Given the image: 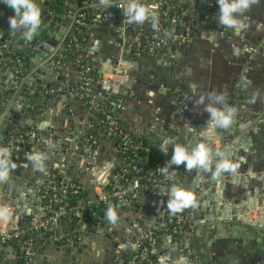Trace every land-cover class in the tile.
<instances>
[{
	"label": "crops",
	"instance_id": "crops-1",
	"mask_svg": "<svg viewBox=\"0 0 264 264\" xmlns=\"http://www.w3.org/2000/svg\"><path fill=\"white\" fill-rule=\"evenodd\" d=\"M35 2L43 18L47 10L46 0ZM140 2L155 5L157 15L161 4L167 3V0ZM173 3L179 22L169 31L168 39L172 42L178 41L175 40L176 37L181 40L174 43L177 50L174 59H169L164 53L142 49L151 21L142 25L129 24L125 16L118 15V9L112 8L107 18L101 19L87 30L88 39L74 50L73 61L41 76L45 83L54 86L50 92L54 91L55 95L43 98L47 107L39 109L27 105L28 108L34 109L32 114L27 113L33 123L18 122L15 125L9 120H3L9 132L5 141L20 133L28 134L29 127L39 131L51 129L54 133L44 136L48 142L44 149L33 147L32 153H39L44 157L43 171L36 169L31 161L21 157V153H15L16 168L11 170L7 181L0 182V215L4 207L10 205L6 200L7 195L2 192L3 183L13 187H20L25 182L37 185L45 180L51 171L56 170L72 181H80L83 189L90 192L92 167H103L113 156L114 149L110 137L102 125L91 124L92 116L83 100L86 91L84 73L87 68H91L92 75L89 76L91 80L88 89L107 98L109 103L115 100L114 96H120L124 103V109L121 111L124 128L136 136L152 140L158 147L164 138H171L174 143L185 144L191 149L194 146L189 139L190 129L196 127L202 138L213 140V144L221 148L220 136L216 132L219 128L208 126L209 113L204 111V105L196 104V101L203 96L205 103H209V94L222 95L224 104L235 109L234 117H238L241 123L250 119L247 124L250 128L248 134L252 135V144L246 153L239 150L240 158L236 162L239 167L235 172H221L220 175L230 180L232 174H242L246 165L251 171L264 170V121H261L264 115V0H253L250 8L241 17L246 27L239 33L231 28L215 29L209 21L210 14H200L198 5L190 0H174ZM94 10L100 13L105 11V8ZM14 14V11L0 0V68L15 63L16 54L25 53L27 59L31 55L28 51L30 45L22 38L21 30L9 28V17ZM61 18L49 31L48 38L36 43V49L51 55L52 51L58 48L65 31L73 21V17L67 13ZM18 34L20 36H17ZM58 53L60 57L64 54L62 50ZM96 53L98 56L95 61ZM24 66H31V63L24 62L22 67ZM94 67H98L102 75H97ZM61 75L64 76L63 79ZM63 84L68 90L61 88ZM240 84H243V91L247 94L244 101L238 99L235 92ZM248 94L253 98H249ZM10 95V89L0 88V113L6 112ZM57 95L65 97V100L58 99ZM8 115L17 121L24 116L12 109H9ZM89 131H96L99 141L94 149L87 151L85 146L88 147L89 144L84 145L80 138L81 134ZM59 137L65 143L64 146L58 145ZM172 148L173 145L170 144L171 153ZM149 174L150 172L142 168L134 179L146 214L145 224L141 228L164 230L165 221L170 222L171 219L181 217L177 234L172 230L162 235L163 243L158 248L155 264H189L194 260L195 251L193 243H190L193 232L190 219L193 216H189L183 209L170 213L167 206H164L167 205V193L173 185L194 193L197 189H190L191 182L181 174L170 186L152 190L151 185L156 182V178H152L151 183L147 180ZM205 183L207 186L211 185ZM222 183L230 186L226 181ZM230 195V190L223 194L231 199ZM29 208V211L34 209L33 206ZM253 211L249 213L253 214ZM244 212V215H247V211ZM155 213L164 214V217L159 221ZM31 216L32 213L29 212L20 214L19 218L24 220ZM241 217L239 216V220ZM194 218H204L203 212L201 216ZM134 219L132 212L119 210L113 227L95 225L88 228L81 233L78 247L77 244L72 245L73 242H59L51 235L42 240L40 238V264H132L128 258L135 248L127 236V230L132 227ZM70 221L71 217H64L59 225L54 227L59 236L71 235ZM215 234L216 231L210 226L205 228L203 237L197 238L205 264H264V232L245 225L226 224L222 236L216 237ZM0 259L1 264L15 262L12 253L1 243Z\"/></svg>",
	"mask_w": 264,
	"mask_h": 264
},
{
	"label": "built area",
	"instance_id": "built-area-1",
	"mask_svg": "<svg viewBox=\"0 0 264 264\" xmlns=\"http://www.w3.org/2000/svg\"><path fill=\"white\" fill-rule=\"evenodd\" d=\"M111 2V1H108ZM124 3L111 4L109 7H105V11L96 13V16L91 18L90 21H83L86 17L84 13L78 15L77 11L71 15L74 17L76 14L79 16L80 20L79 25L81 27H87V30L93 25L97 24L101 19L107 18L109 10L112 8L120 9ZM99 0H74L71 4L72 8H82V7H95L97 9L101 8ZM213 5V3L211 4ZM166 10L170 9V5H166ZM162 12L158 11L156 19L154 22L149 23L148 33L143 42L142 49L148 50L153 53H164L169 59H174L176 57V46L174 43L181 42L180 39L176 37V42H172L168 39L169 30H167L157 18ZM210 14V13H209ZM172 27H176L179 20L176 17L170 19ZM154 24V26H153ZM73 43L67 44V48L70 51L77 49L81 45V42L73 36ZM27 44V43H26ZM64 56V55H63ZM63 56H59V53L56 55L54 60V69L56 67L67 65L60 61ZM15 64L19 67H22L23 61L21 58L15 57ZM91 72V68L85 70L86 74ZM91 78L87 75L84 78L86 88L85 90L89 93L87 109L90 115L92 116V125L94 123L104 125L105 133L110 137L111 141H121L120 145H124L133 149V151L153 153L151 147L144 145L142 141L132 139L129 136V133L123 131L121 127V111L124 109L123 99L120 96H114L115 100L109 103L107 98L96 94L89 88ZM84 97V96H83ZM110 100V99H109ZM108 112H114L109 114ZM125 129V128H124ZM126 130V129H125ZM80 140L84 141L85 149H94L98 145L99 138L96 134V131H89L81 134ZM26 143L33 144V147L46 146L48 144L47 140L44 137H39V131L31 130L26 135H17L7 138L4 145L0 148H7L11 154V158L15 153H21V157L27 158L29 153L24 146ZM114 153H117L118 150L114 148ZM129 157H125L124 161H116L114 156L108 160V162L103 165V167L93 166L92 173V185L91 191L87 197L77 198V201L74 202V197L78 196L81 193L83 188L80 181H72L67 176L62 175L59 177L55 173H49L46 179L38 185L40 186V195L39 199L42 203L38 215H32L29 218L20 220L19 215L14 213V207L8 206L4 207L2 215H0V243L5 244L8 242H16L18 246V252L24 258L23 264H37L39 262L38 257L35 251V245L32 239L25 238V235L30 231H43L48 228L57 227L64 217H75L79 223H85L88 220V212L91 211L94 204H106L108 207H112L118 213L119 210H128L135 215V219L132 222V227L127 230V236L130 241L134 244L135 250L141 249V254L139 257L140 261H143L142 264H153L151 255L158 253V248L152 247L148 248L147 246H142L146 239H150L153 235L150 229L146 230L141 228L139 224V219H144L145 210L141 206H133L134 198H139L140 191H138L137 186L134 184V180L127 179L126 175L129 172H134L138 169L136 165H132L130 162H125ZM133 160V159H132ZM163 165L155 162V169L150 172L147 180L152 183V178H156V183L152 185V190H158L170 186L172 183H175L182 174L185 175L187 172L184 168L178 170L169 169L168 175H162L159 171V168ZM165 166V165H164ZM158 175H161L160 177ZM45 214V215H43ZM177 222L181 225V217H176ZM97 227L103 225L113 227L114 223L109 222L105 217H99L97 219ZM172 221V220H171ZM180 226L175 227L173 230L175 233H178ZM56 240L60 239L55 237ZM77 240H81V235L77 236ZM150 245H154V241H150ZM13 258L16 261L18 255L17 253H12ZM1 262V261H0ZM132 264L138 263L136 259L131 260Z\"/></svg>",
	"mask_w": 264,
	"mask_h": 264
},
{
	"label": "water",
	"instance_id": "water-1",
	"mask_svg": "<svg viewBox=\"0 0 264 264\" xmlns=\"http://www.w3.org/2000/svg\"><path fill=\"white\" fill-rule=\"evenodd\" d=\"M127 0H114L108 2L110 4L124 3ZM197 4V10L200 14L208 16V0H190ZM102 7L105 4H101ZM91 7V6H88ZM206 7V9H205ZM80 9H78L79 11ZM118 15L124 16V10L118 9ZM76 21V14L73 17L72 24L65 31L62 41L57 49L52 51L51 55L43 53L40 49H36V42L30 45L28 51L31 55L27 59V63L30 62L31 66L19 67L17 64L12 63L0 68V88H7L11 90V95L7 102L6 112L0 113V147L4 145L6 137L9 132L6 129L4 123L5 120L11 121L17 125L18 122L32 124V119L27 113L32 114L34 109H30L27 105L34 106L35 108L41 109L48 105L44 103L43 98L49 95L54 96V86L50 83H45L41 76H44L47 72L54 69L53 61L56 59L57 53L62 49V46L67 39L74 22ZM17 36H20L19 34ZM11 46V44H8ZM34 54H33V53ZM33 54V55H32ZM39 55V56H38ZM98 54H95V61ZM101 65L100 62H97ZM94 71L97 75H102L98 67H94ZM243 84L237 86V98L240 100H246V95L243 91ZM63 90H68V87L63 84L61 87ZM249 95V94H248ZM58 99L65 100V97L57 95ZM249 98L253 96L249 95ZM9 109L16 110L22 113L24 116L18 121L8 115ZM246 123H241L238 117H233V123L227 129H216L217 134L220 136L221 148H217L213 144V140H205L201 137L200 131L196 127L190 129L189 139L193 143V146L204 143L212 155L213 163L211 165V171L205 172L203 169H193L191 172L186 173L185 177L188 179L190 189H197L195 192V201L191 205L193 208H183L189 216H193L190 219L193 225L192 240L195 247L194 260L189 264H205L203 253L201 252L197 238L203 237L205 228L212 226L216 231L215 236L220 237L223 234V228L226 224L245 225L253 230L264 232V220L257 222L256 224H250L239 220V216L247 214L254 210V208L260 207L261 214L264 219V170L251 171L249 166H245V170L241 173H234L230 176V180L222 175L213 177L212 173L215 172L216 162L221 158L231 159L237 162L239 150L242 153H246L252 144V135L248 134L250 128ZM261 121H264V115L261 117ZM28 130H32L31 127ZM36 131H39L38 129ZM54 131L51 129L40 130L39 137H44L48 134H53ZM186 137H184L185 139ZM59 137L58 145L64 146L65 143L61 141ZM247 173V174H246ZM242 175H245L242 177ZM44 181V180H43ZM226 181V183H222ZM42 182V181H41ZM205 182L210 183L207 186ZM205 190V191H204ZM226 190L231 191L230 198L223 196ZM2 192L5 193L14 205V212L18 215L25 213H32V215H38V211L41 208V201L39 199L40 186L29 185L25 182L20 187H13L7 183L2 184ZM33 206L32 211L29 207ZM167 205L164 206L166 208ZM203 212L204 218L195 219L194 217L201 216ZM157 220H161L164 214L155 213ZM26 217V216H25ZM24 217V218H25ZM211 240V239H210ZM210 242V241H208Z\"/></svg>",
	"mask_w": 264,
	"mask_h": 264
},
{
	"label": "clouds",
	"instance_id": "clouds-1",
	"mask_svg": "<svg viewBox=\"0 0 264 264\" xmlns=\"http://www.w3.org/2000/svg\"><path fill=\"white\" fill-rule=\"evenodd\" d=\"M3 2L14 11V15L9 17L8 23L11 30H21L22 38L31 41L38 33L41 25V11L35 0H3ZM105 7L111 6L108 0H101ZM253 0H217L219 25L231 28L239 33L246 27L241 17L250 8ZM155 5H146L140 0H127L122 6L124 16L129 24H144L146 21L154 22L156 19ZM154 26V24H153ZM209 103H205V97L201 96L196 104L204 105V111L209 113L207 124L211 128L227 129L233 123L235 109L224 104V98L219 94H209ZM224 105V107H217ZM172 144V154L165 166L159 168L162 175H168L169 169L175 165H184L185 170L203 169L205 172L211 171L213 163L209 148L204 143H199L189 149L182 143H174L171 138H164L159 145V150L165 155L169 152V145ZM27 159L33 166L43 171L44 157L39 153L29 154ZM239 164L231 159L221 158L216 162L213 177L221 172H235ZM16 168V163L11 159V154L7 148H0V182L7 181L11 170ZM167 210L176 213L192 205L196 194L193 191L173 185L168 193ZM106 218L109 222L115 223L117 212L114 208L108 207ZM87 226V225H85Z\"/></svg>",
	"mask_w": 264,
	"mask_h": 264
},
{
	"label": "trees",
	"instance_id": "trees-1",
	"mask_svg": "<svg viewBox=\"0 0 264 264\" xmlns=\"http://www.w3.org/2000/svg\"><path fill=\"white\" fill-rule=\"evenodd\" d=\"M74 2V0H46V5H47V10L45 11V15L43 18H41V25L40 28L38 30V33L33 37V39L31 41H26L27 44L31 45L34 42L38 43L42 40H46L48 38V33L49 31L54 28L60 21H61V17L63 14L67 13L70 16L73 15L77 9H80L78 11V15L80 13H84L86 15V17L83 19V21H90L91 18L96 16V11L94 10L95 7H80V8H72L71 4ZM174 0H167V3H162L161 4V8L160 11L162 12V14H160L157 18L161 21L162 25L169 31L173 30V27L170 23V19L172 17H176L177 18V12L176 10V6L173 3ZM213 3V5H211ZM169 4L170 5V9L166 10V5ZM208 10L210 11V17H209V21L214 25V28L217 30H223L224 26L219 25L218 21H217V16H218V5H217V0H210L209 4H208ZM77 15L76 21L74 22V25L67 37V39L65 40L63 46H62V51H63V58L60 59L61 62H63L64 64H68L69 61H73L75 59L74 56V49L73 51L68 50L67 48V44L69 43H73V36H75L76 38H78V40L82 43H85L86 40L88 39L87 37V27H81L79 25V16ZM25 41V40H24ZM23 41H21L22 43ZM11 50V49H10ZM60 50V51H61ZM18 53V52H17ZM16 54V53H15ZM27 56V55H26ZM25 56V53H20V54H16L15 57L17 58H21L23 63L25 62L27 64V57ZM90 76L92 77L91 73L86 74L84 73V78L86 76ZM61 78L63 79L64 76L61 75ZM53 97L52 95H49L48 98ZM88 99H89V93L84 91V98L83 100L85 101V103L88 105ZM109 114H113L114 112H108ZM121 122V127H123V131L124 133L127 132L129 133V136L132 139H136L139 141H142L144 143V145L151 147V149L153 150V153H146V152H139V151H133V149H131L130 147L124 146V145H120L121 141H113L112 144L114 146V148H116L118 150L117 153H113L114 159L116 161H121L123 162L125 157H129L125 160V162H130L132 165H136L138 167L137 170H135L134 172H129L126 177L129 180H134L136 174L140 171V169L145 168V170H147L148 172H152L155 167H154V163L158 162L160 164H162L163 166L167 163V161L170 159L171 157V152H168L167 155H165L164 153H161L159 151L158 145H155L154 142L152 140H148L145 137H139L136 136L133 132H130L128 130L124 129L122 120H120ZM104 128L107 126L106 123H104ZM23 135L24 134H21ZM28 151L29 154H32L33 151V144H29L26 143L24 145ZM39 148L44 149V146H39ZM15 163H16V157H12L11 158ZM27 159V158H26ZM24 159V160H26ZM133 159V160H132ZM28 160V159H27ZM180 168H184V165H180V166H175L173 165L170 169L171 170H178ZM185 169V168H184ZM50 173H55L56 175H58L59 177H62V174L58 173L56 170L51 171ZM159 177L161 175H158ZM156 183V182H155ZM154 183V184H155ZM153 185V184H152ZM151 185V187H152ZM89 194V191L84 190L82 188L81 193L78 196L74 197V202L77 201V198H84L87 197ZM133 206L132 208H134V206H141L143 207V204L141 203L139 198H134L133 199ZM108 209V206L106 204H94L91 211L88 212V220L85 221V223H79L77 218L75 217H71V235L66 237V236H59L58 232L56 231L55 228H48L45 229L43 231H30L25 235V238H29L33 240V243L35 245V251H36V255L38 257V248H39V240L41 238H44L46 236L51 235L52 237H59L60 239H58L59 242H63L64 244H68L69 242H73V244H77V247L79 246V243L81 242L77 240V236L81 235V233L85 232L88 230V228L95 226L97 224V219L101 216V217H105L106 218V211ZM123 210V209H122ZM45 215V214H43ZM29 218V217H27ZM172 221H165V228L164 230H157V229H150L153 233V235L151 236L150 239H146L143 243V247L147 246L148 248H152V247H156V248H160L162 246V235L168 231L171 232L173 230V228L180 226V224L177 222V219L175 218V220L171 219ZM139 224L141 227H143L144 223V219H139ZM87 225V226H85ZM103 225V224H102ZM177 234V233H176ZM154 241V245H150V241ZM2 244V243H1ZM3 246H5V248L8 249V251H10L11 253H17L18 257L16 259V261L13 264H23L24 258L21 254H19L18 252V246L16 244V242H8L5 244H2ZM141 254V249H137L135 250L130 257L128 258V260H132V259H136L139 263H143V261L139 260ZM151 259L153 260V264H155L157 262L158 259V254H153L151 255ZM1 260V259H0ZM39 260V257H38ZM1 264V262H0ZM40 264V261L37 263Z\"/></svg>",
	"mask_w": 264,
	"mask_h": 264
},
{
	"label": "rangeland",
	"instance_id": "rangeland-1",
	"mask_svg": "<svg viewBox=\"0 0 264 264\" xmlns=\"http://www.w3.org/2000/svg\"><path fill=\"white\" fill-rule=\"evenodd\" d=\"M6 200L8 201V204H12L11 200L9 199V197L6 196ZM7 203V202H6ZM14 206V205H13ZM263 217L261 214V209L260 207H258L256 210L253 211L252 213H249L247 215H242L240 221L246 222V223H250V224H255L257 222L263 221Z\"/></svg>",
	"mask_w": 264,
	"mask_h": 264
},
{
	"label": "bare ground",
	"instance_id": "bare-ground-1",
	"mask_svg": "<svg viewBox=\"0 0 264 264\" xmlns=\"http://www.w3.org/2000/svg\"><path fill=\"white\" fill-rule=\"evenodd\" d=\"M10 206V205H9Z\"/></svg>",
	"mask_w": 264,
	"mask_h": 264
}]
</instances>
